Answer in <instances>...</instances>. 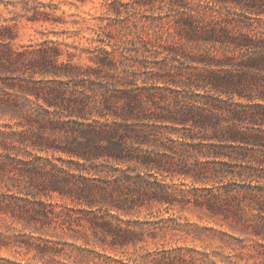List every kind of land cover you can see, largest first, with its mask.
<instances>
[{
    "label": "trees",
    "instance_id": "1",
    "mask_svg": "<svg viewBox=\"0 0 264 264\" xmlns=\"http://www.w3.org/2000/svg\"><path fill=\"white\" fill-rule=\"evenodd\" d=\"M33 1L0 0V115L18 126L0 125V215L76 224L116 247L140 239L122 215L194 205L247 235L224 232L226 247L264 260V0H104L68 36L90 30L87 44L18 42L24 17L67 23ZM55 194L88 207L57 210L42 198Z\"/></svg>",
    "mask_w": 264,
    "mask_h": 264
},
{
    "label": "rangeland",
    "instance_id": "2",
    "mask_svg": "<svg viewBox=\"0 0 264 264\" xmlns=\"http://www.w3.org/2000/svg\"><path fill=\"white\" fill-rule=\"evenodd\" d=\"M41 1L49 6H55V14L64 17L67 23L33 22L24 17L18 28V42H37L48 36L53 39L87 44V37L91 36L90 30L84 29L80 36L68 37L71 32L79 29L80 25L75 24L74 21L85 17L92 23L94 21L92 17L105 11L104 0ZM29 3L31 6L35 5L33 0H29ZM1 7L4 10L3 15L10 16L5 5L2 4ZM46 8L50 7L46 6ZM65 30H68V33ZM151 57L154 58L153 55ZM160 85L164 86V83ZM0 125H9L10 127H6L8 129L12 126L18 127L9 117L1 115ZM53 155L56 157L55 162H63L71 166L72 171L76 173L82 171L92 175L85 169L90 163L84 165V161L78 158H74L75 162H72L70 160L72 158L63 152H56ZM159 178L169 184L182 181L190 183L189 179L167 173L164 176L160 175ZM5 188L7 186H2L0 189ZM15 188L13 187L12 192L16 191ZM20 195L25 194L20 193ZM30 198L32 199V196ZM42 198L44 200L50 198L57 210L63 205L76 208L74 214H81L80 208L88 207L68 197L62 198L58 194L53 197L43 195ZM165 205L145 207L128 215H122L125 222L129 221L139 231L140 239L116 247L112 246L109 240L94 236L89 228L76 230L79 227L76 224L70 228L68 223L60 224L53 221L52 224L44 227H39L38 224L27 226L23 221L14 219L9 214L0 215V264H160L157 260H163L169 255L173 256L176 264H264L262 257L241 258L240 250L224 245L229 241V237L224 232L246 237L247 235L241 231L232 229L228 224L222 226L215 223L205 210L194 205L182 207L177 204L171 209H166ZM247 239L249 242L254 241L251 238ZM23 242L44 245L50 252L39 253L36 249L28 248ZM222 244L223 247H220ZM216 251L220 252L218 257L213 256ZM236 260L238 262H235Z\"/></svg>",
    "mask_w": 264,
    "mask_h": 264
}]
</instances>
